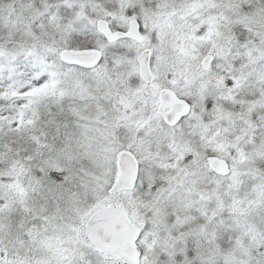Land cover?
Wrapping results in <instances>:
<instances>
[{
  "label": "snow or ice",
  "instance_id": "snow-or-ice-1",
  "mask_svg": "<svg viewBox=\"0 0 264 264\" xmlns=\"http://www.w3.org/2000/svg\"><path fill=\"white\" fill-rule=\"evenodd\" d=\"M0 264H264V0H0Z\"/></svg>",
  "mask_w": 264,
  "mask_h": 264
}]
</instances>
